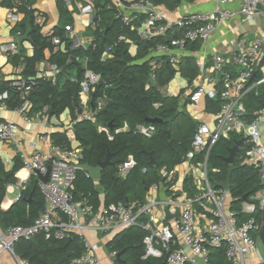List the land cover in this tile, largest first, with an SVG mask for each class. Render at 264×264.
I'll return each mask as SVG.
<instances>
[{
  "label": "built area",
  "instance_id": "2783aa9c",
  "mask_svg": "<svg viewBox=\"0 0 264 264\" xmlns=\"http://www.w3.org/2000/svg\"><path fill=\"white\" fill-rule=\"evenodd\" d=\"M64 1L67 6L70 5L69 0ZM213 1L214 7L210 12H193L170 20L162 6H156L149 0H109L125 25L138 21L141 15L146 16L136 30L143 40L165 36L171 30L182 33L180 37L159 44L153 50L154 57H166L175 69H178L182 61L181 53L188 44L207 42L223 22L237 16L247 22L264 15V0H239L237 11L228 8V0ZM11 12L14 14L16 11ZM79 14L86 18V27L93 35L99 27L93 0H82ZM131 29L134 30V27ZM65 31L71 38L75 35L70 26H65ZM19 36L17 32L15 37ZM122 41L129 42L119 38L106 48L101 60L110 59L113 47ZM93 42L94 37L88 46ZM53 44L60 45L61 40L53 38ZM75 45L85 50L88 47L77 41ZM3 50L15 55L18 43L12 41ZM229 65L236 70H227ZM151 67L149 84L156 86L157 65L152 63ZM57 69L56 65L51 66L50 72H42L40 78H50L55 84ZM199 70L201 77L188 96L190 103L197 104L204 97L212 102H220V108L212 112L211 123L201 122L198 125L191 149L182 157L181 162L171 170H160V180L149 187L143 204L119 203L95 211L88 199L75 202L72 191L76 173L81 171L82 154L78 150L54 146L52 149L55 157L34 155L25 163V168L36 179V186L44 197L45 209L30 226H11L5 229L0 236V254L8 252L15 258L14 244L20 240H30L41 232L47 240L69 241L76 237L80 241L83 252L69 264H101L98 257L100 246L92 240V232H111L114 237L125 229L139 226L147 232L143 240V259L160 260L162 264H208L210 251L224 245L228 264H264L259 251V236L264 228V145L260 141L259 129L264 126V108L248 112L244 105L245 98L253 93L257 95L259 88L264 85V35L254 38L241 48L231 47L227 56L215 54L211 66L205 69L201 65ZM257 74L260 76L256 77ZM100 82V74L85 69L80 83L83 105H86L87 97ZM11 86L22 94L23 104L17 112L26 124H30L33 107L25 97L31 90V84L18 79L11 81ZM157 90L164 93L162 88ZM7 98L6 93L0 95V107L6 106ZM106 100L107 96L103 93L97 98L94 109L91 107L89 111L76 114V122H94L96 113L102 110ZM153 107L156 109L159 105L154 104ZM46 110L44 108L43 114H46ZM42 118L46 120V117ZM127 130L124 124L115 133ZM99 131L106 133L108 139L112 140L106 127H100ZM18 132L15 123H0V142L17 145ZM136 132L151 138L155 134V127L152 124L140 125ZM232 135L239 137L237 140L243 139L237 153L239 164L253 169L260 181L259 189L239 203H234L230 191L216 186L209 177L210 174L218 173V170L208 166L211 149L217 142L229 140ZM135 167L136 162L129 156L118 166L116 177L126 179ZM46 174L48 181L43 182L40 177ZM25 189L26 186L19 184V191ZM159 192L163 193L161 199L157 197ZM109 256L115 260L117 254L111 253ZM15 259L16 264H27Z\"/></svg>",
  "mask_w": 264,
  "mask_h": 264
},
{
  "label": "trees",
  "instance_id": "16d2710c",
  "mask_svg": "<svg viewBox=\"0 0 264 264\" xmlns=\"http://www.w3.org/2000/svg\"><path fill=\"white\" fill-rule=\"evenodd\" d=\"M149 1L167 11H174L183 3L191 4L197 0ZM0 5L14 7L17 12L24 15L22 22L13 30L14 33H20V41H28L31 44L33 56H22L24 50L21 48L11 61L24 66L22 76L31 84V90L25 99L32 104L33 110L46 107L51 115L56 117L66 110L74 114L81 109L79 92L85 69L100 74L101 82L91 93L92 107L94 109L97 98L105 93L107 100L104 107L96 113L94 122L82 120L77 121L74 126L78 148L82 154L81 163L95 167L103 162L109 153L111 164L101 171L98 182L105 194L104 206L132 202L141 204L146 190L160 180V170L172 169L191 149V142L198 127V123L185 110L186 105L190 103L189 97L183 99L185 90L177 96H166L157 90L164 89L177 75L187 79L190 85L197 74L196 62L187 58L179 64L178 69H175L166 57L151 56L157 45L168 43L172 38L180 37L182 33L171 30L165 36L143 40L136 30L140 28L146 16L141 15L138 21L125 25L117 16L118 10L110 5L109 0H96L94 6L99 27L93 33L94 46L91 44L85 50L73 46L72 40L66 38L65 27L54 28L50 33L44 34L41 25L35 22L32 0H3ZM59 8L61 17L66 20L64 24L66 26L70 21L69 14L62 10L60 5ZM53 38L61 40L63 49L54 51ZM119 38L129 42L122 41L116 44L111 51L112 57L102 61L106 48ZM46 50L50 52L48 61L59 69L55 84L51 80L36 76V67L45 59ZM84 59L87 61L86 68L82 66ZM152 63L157 65L156 86L149 84ZM71 74L74 80L70 79ZM259 76L260 74L256 75ZM3 93H7L5 103L9 109H15L23 104L21 92L12 87L10 81L0 82V94ZM182 102H185L183 108ZM154 104H158L159 107L155 109ZM207 104L211 108L210 101ZM244 105L248 112L264 108V85L259 88L257 95L253 93L246 97ZM212 106L213 110H218L220 102H212ZM153 119L158 122L152 124L155 127V134L151 138L143 137L136 132L138 126L148 125L150 124L148 120ZM124 124L128 130L115 133V130L122 128ZM100 127L108 129L112 140L108 139L106 133L99 131ZM238 138L232 135L229 140H220L211 149L208 166L210 169L218 170V173L209 175L214 183L224 182L228 170L225 158ZM51 139L55 145L66 150L71 149V144L64 134H52ZM149 154L155 160L154 166L149 165ZM129 156L133 157L136 167L129 172L126 179H119L116 177L117 168ZM234 165L236 168L231 175L230 194L234 203H239L244 196H251L259 189L260 181L253 169L239 164L238 154L234 159ZM18 168L17 165L12 171H7L0 159V227L4 229L11 226H30L45 208L44 197L36 186L37 181L31 177L18 201L7 211L1 210L6 186L16 182L14 174ZM72 195L75 200L88 199L95 209L98 208L99 197L95 183L81 171L76 173ZM146 235L147 232L139 226L116 234L107 243L109 253H121L115 264H161L156 259H143L145 253L143 240ZM13 252L20 261L27 264H69L73 258L82 254L83 247L76 237L70 242L47 240L40 232L30 240L15 243ZM208 264H228L224 245L210 251Z\"/></svg>",
  "mask_w": 264,
  "mask_h": 264
},
{
  "label": "crops",
  "instance_id": "0c3cea01",
  "mask_svg": "<svg viewBox=\"0 0 264 264\" xmlns=\"http://www.w3.org/2000/svg\"><path fill=\"white\" fill-rule=\"evenodd\" d=\"M3 0H0V2ZM14 1V0H9ZM33 5L32 9L35 11L36 15V23L41 25L42 32L44 34L50 33L54 28L63 29L65 27L66 20L61 17V11L59 5L62 10L67 11L69 14L68 18L70 21L66 24V26H70L73 28L75 35L71 38L68 32L65 31L66 38L70 40L74 39L77 42H82V44L88 46L92 40L93 35L86 27V18L81 17L79 14V5L82 0H69L70 5L67 6L64 0H32ZM96 0H93L95 4ZM228 8L231 10L237 11L239 7V0H228ZM214 7L213 0H197L194 3L188 4L183 3L179 8L174 11H167L168 18L170 20H176L180 17H184L193 12H210ZM15 10L16 12L13 14L11 12ZM15 16V17H14ZM24 15L22 13L17 12V9L14 7H5L0 5V82L2 81H16L18 79L26 81L22 76L23 64L21 63H13L11 58L14 54H9L4 52L3 47L8 45L12 41H16L18 43V51L22 48L24 51L22 56L32 57L33 56V48L28 41H20V36L15 37L14 27L22 22ZM264 35V15L257 16L254 19H251L247 22H243L240 16H237L233 19L223 22L219 25L215 33L212 37L205 43H194L188 44L186 50L182 52V61L185 59H193L197 64V74L189 85L187 79H183L179 75L175 76L174 81L169 83L164 88L163 95L166 96H177L181 91L185 90L183 95V99L187 98L194 91L195 82L201 77V73L199 70V66L204 65L205 69H208L212 63V57L215 54L227 56L228 51L231 47L241 48L246 46L250 41L254 38ZM76 41L73 42V46H76ZM75 43V44H74ZM54 45V44H53ZM62 42L60 45H54V51L58 49H63ZM78 47V46H76ZM17 54V53H16ZM15 54V55H16ZM151 56L154 57L153 53ZM50 58V52L48 50L45 51V59L38 63L36 67V76L40 78L42 72H50L51 64L48 59ZM22 60V59H21ZM181 61V62H182ZM141 62V61H140ZM87 61L84 59L82 61V66L86 68ZM227 70L234 72L236 68L232 65H229ZM73 73V72H72ZM59 69H57L55 78L59 76ZM206 75V74H205ZM51 80L50 78H45ZM71 80H74L73 74L70 76ZM32 80V79H31ZM56 83V82H55ZM81 92V91H80ZM79 92V103L81 109L77 110L74 114L70 111L66 110L58 117L52 116L49 110H46V114H43V110L46 107H42L40 110H33L30 112L31 123L26 124L21 115L17 112V108L9 109L7 104L4 108L0 107V123L2 122H12L15 123L19 132L17 134V145L14 143H2L0 142V159L4 164V167L7 171H12L18 165L19 168L15 171L14 177L16 182L13 184H9L6 186L5 196L1 203V210L7 211L13 204H15L20 198L21 194L25 191H19L18 186L22 184L26 186L33 177L30 172L25 168L26 161L30 160L34 155H42L45 157H55L53 154V147L59 146L55 145L51 139L52 134L61 133L64 134L68 141L71 144L70 150H78L81 152V149L78 148V141L75 134L74 126L76 124V114H79L82 111H89L92 103V97L89 95L87 97L86 105H83L82 100L80 99ZM4 94V93H3ZM7 94V93H6ZM2 95V94H0ZM83 100H86L83 98ZM209 100L207 98L201 99L197 104H187L185 107L188 115L198 123V125L202 123L209 124L212 121L211 114L215 110L208 107L207 104ZM185 102L181 103V107L183 108ZM46 117V120H43L42 117ZM61 147V146H59ZM62 148V147H61ZM68 150V149H67ZM83 164V163H81ZM178 165V164H177ZM175 165V166H177ZM174 166V167H175ZM173 167V168H174ZM166 169V168H162ZM171 170V169H170ZM81 172H83L81 170ZM84 173V172H83ZM85 174V173H84ZM88 178V176L85 174ZM90 179V178H89ZM92 180V179H90ZM95 183V189L98 193L99 204L98 208L103 207V199H104V191L101 186L98 184L99 180H92ZM149 189V188H148ZM144 196V201L147 195V191ZM73 196V195H72ZM158 199L163 197V193H157ZM76 202H79V199H74ZM45 202V201H44ZM90 206L95 209L94 205L88 200ZM138 204L132 202L130 204ZM96 208V209H98ZM45 209V208H44ZM95 209V211H96ZM40 216V215H39ZM158 216H161L158 214ZM5 229L0 227V236ZM92 240L97 242L100 246V250L98 251V257L101 261V264H115L117 262L110 258L107 243L110 242L113 237L111 236V232L107 233H94L91 234ZM17 258V257H15ZM11 256L8 252H3L0 254V264H16V259ZM160 261V260H158ZM161 262V261H160ZM162 264V262H161ZM247 264H255L254 262H249Z\"/></svg>",
  "mask_w": 264,
  "mask_h": 264
},
{
  "label": "water",
  "instance_id": "95a60500",
  "mask_svg": "<svg viewBox=\"0 0 264 264\" xmlns=\"http://www.w3.org/2000/svg\"><path fill=\"white\" fill-rule=\"evenodd\" d=\"M91 106H92V103H91ZM156 122H158V120H154V119L148 120V123H150V124H153ZM242 143H243V139L236 140L234 142L233 146L229 149L228 157L225 158V163L228 166L226 178H225L224 182L216 183V186L223 188V189H226V190H229V191L231 190V183H230L231 175H232V172L234 171V169L236 168L234 165V159H235V156L237 155L239 147L242 145ZM110 158H111V156L108 153L105 160L103 162L99 163L97 166L93 167L87 163H83V164H80V168L85 174H87L88 178H90L92 180H100L101 171L104 168H106L108 165L111 164ZM149 165L150 166L155 165V160L151 154H149ZM40 178L43 182H47L48 181V174H46L45 176L40 177ZM246 197L247 196H244L242 198V200H245ZM263 218H264V216H263ZM259 241H260V245L264 251V229L260 233ZM68 242H70V240ZM120 256H121V253L117 254V256H116L117 261L120 259Z\"/></svg>",
  "mask_w": 264,
  "mask_h": 264
},
{
  "label": "rangeland",
  "instance_id": "374dc122",
  "mask_svg": "<svg viewBox=\"0 0 264 264\" xmlns=\"http://www.w3.org/2000/svg\"><path fill=\"white\" fill-rule=\"evenodd\" d=\"M173 81H174V79L171 82H173ZM259 132H260V141H261L262 145H264V126L260 127ZM259 251H260L262 258L264 259V251H263L260 244H259Z\"/></svg>",
  "mask_w": 264,
  "mask_h": 264
},
{
  "label": "flooded vegetation",
  "instance_id": "af4514ba",
  "mask_svg": "<svg viewBox=\"0 0 264 264\" xmlns=\"http://www.w3.org/2000/svg\"><path fill=\"white\" fill-rule=\"evenodd\" d=\"M264 229V228H263Z\"/></svg>",
  "mask_w": 264,
  "mask_h": 264
}]
</instances>
